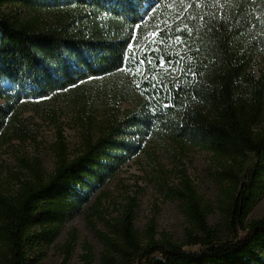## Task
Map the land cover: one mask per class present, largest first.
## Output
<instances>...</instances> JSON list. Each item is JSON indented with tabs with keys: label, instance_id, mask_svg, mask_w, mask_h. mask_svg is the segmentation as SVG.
<instances>
[{
	"label": "trees",
	"instance_id": "16d2710c",
	"mask_svg": "<svg viewBox=\"0 0 264 264\" xmlns=\"http://www.w3.org/2000/svg\"><path fill=\"white\" fill-rule=\"evenodd\" d=\"M261 1L180 0L177 7V0H0V6L34 10L83 7L96 16L89 27L74 29L41 28L0 15V100L5 101L0 103V135L20 101L118 72L128 60L135 29L165 13L171 20L180 18L179 34L195 59L198 78L197 84L189 80L165 87L154 112L133 113L98 139H87L73 158L62 148L53 173H44L36 163L32 177L20 181L15 194L0 193V264H39L72 213L139 153L151 131L230 160L229 170L221 174L227 183L222 203L228 236L222 238L219 227L209 224L197 188L184 180L168 195L181 202L188 220L185 243L167 233L157 240L153 226L143 241L133 197L108 221L110 233L98 232L104 264H264V217L248 220L264 196V131L256 133L247 117L240 83L248 73L234 51ZM135 135L140 141L132 139ZM184 245L201 250L188 252ZM62 264H68V257Z\"/></svg>",
	"mask_w": 264,
	"mask_h": 264
},
{
	"label": "rangeland",
	"instance_id": "374dc122",
	"mask_svg": "<svg viewBox=\"0 0 264 264\" xmlns=\"http://www.w3.org/2000/svg\"><path fill=\"white\" fill-rule=\"evenodd\" d=\"M260 5L264 7V0L258 3L255 18L234 43L239 62L248 73L240 86L247 117L256 133L264 131V8ZM178 12L174 15L179 16ZM0 15L41 28H87L96 18L83 7L34 10L18 4L1 5ZM161 17L157 21L148 18L135 29L128 60L118 72L90 78L41 99L22 100L11 108L0 135V193L15 194L20 181L32 177L31 168L36 163L41 164L44 173H53L62 148L68 158H73L87 139H98L133 113L154 112L153 104L160 101L159 91L165 87L189 80L197 84L195 59L179 34L183 30L178 25L180 18L171 20L168 13ZM0 103L5 101L1 99ZM122 129L129 128L123 124ZM131 137L140 141L137 135ZM230 163L223 156L175 143L162 133L151 131L139 153L72 213L51 246L46 247L39 264H62L66 257L68 264H104L105 249L98 232L110 233L108 221L117 218L133 197L137 200L135 226L143 241H147L153 226L157 240L167 233L173 241L184 244L189 223L181 202L168 195L184 180L197 188L209 224L219 227L222 238L227 237L222 203L227 183L221 174L229 170ZM263 217L264 196L248 220ZM184 250L200 252L201 247L184 245Z\"/></svg>",
	"mask_w": 264,
	"mask_h": 264
},
{
	"label": "snow or ice",
	"instance_id": "6c2138e0",
	"mask_svg": "<svg viewBox=\"0 0 264 264\" xmlns=\"http://www.w3.org/2000/svg\"><path fill=\"white\" fill-rule=\"evenodd\" d=\"M178 30H179V29H178ZM176 39H177V40H179L180 38H179V37H177Z\"/></svg>",
	"mask_w": 264,
	"mask_h": 264
}]
</instances>
